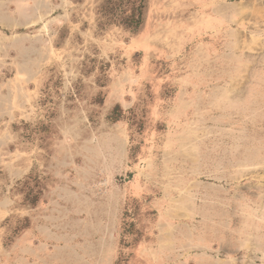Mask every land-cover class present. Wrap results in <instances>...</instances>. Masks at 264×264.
Listing matches in <instances>:
<instances>
[{"label": "rangeland", "instance_id": "1", "mask_svg": "<svg viewBox=\"0 0 264 264\" xmlns=\"http://www.w3.org/2000/svg\"><path fill=\"white\" fill-rule=\"evenodd\" d=\"M216 1L149 0L133 34L101 0H0V264H114L125 220L119 264H264V20Z\"/></svg>", "mask_w": 264, "mask_h": 264}, {"label": "trees", "instance_id": "2", "mask_svg": "<svg viewBox=\"0 0 264 264\" xmlns=\"http://www.w3.org/2000/svg\"><path fill=\"white\" fill-rule=\"evenodd\" d=\"M149 6V0H101L97 7L98 23L101 27L107 25H118L128 30L129 32L135 34L142 30L146 23L147 10ZM101 96V95H100ZM102 97H100V102ZM129 111V110H128ZM123 111L119 104H114L106 115L107 119L112 122L119 121L122 119L130 120L129 127H132V122H137L140 124L142 122L141 117L134 110H130V114ZM52 114L49 113L48 118ZM51 120L39 121L36 123L35 127L31 130H36L37 132H46L49 135L54 130ZM139 131L138 129L136 130ZM132 129H130V140L131 144L128 149L130 157H133L137 151H139L140 144L139 141L133 140V135L131 136ZM42 148L48 149L49 142L42 144ZM39 181L35 180L33 185L28 188V181L25 185L26 191L24 193L23 199L31 205H35L41 195V189L38 187ZM42 186V185H41ZM126 216L129 215L128 209H125ZM8 221V219L6 218ZM18 225L13 229V235L17 234L20 230L29 228L30 221L28 217L20 218L17 220ZM122 238L119 239V255L117 261L114 264H119L121 261H128L127 256H123V250H128L129 258L133 253V250L138 246L139 242L143 239V233L140 229L136 227L135 221L125 220L123 223ZM122 243V244H121ZM124 263V262H123Z\"/></svg>", "mask_w": 264, "mask_h": 264}, {"label": "crops", "instance_id": "3", "mask_svg": "<svg viewBox=\"0 0 264 264\" xmlns=\"http://www.w3.org/2000/svg\"><path fill=\"white\" fill-rule=\"evenodd\" d=\"M213 13L223 20L228 17V19H232V22H246L245 19H248L251 22L250 26H253V24L259 26L261 21L264 20V0H217ZM30 22L28 21V25ZM5 143L1 144L0 147H3ZM6 215L8 213L0 220H3Z\"/></svg>", "mask_w": 264, "mask_h": 264}, {"label": "bare ground", "instance_id": "4", "mask_svg": "<svg viewBox=\"0 0 264 264\" xmlns=\"http://www.w3.org/2000/svg\"><path fill=\"white\" fill-rule=\"evenodd\" d=\"M203 135V134H202ZM194 139V138H193ZM197 139V138H196ZM193 142V141H192ZM259 148V147H258ZM259 150V149H258ZM256 152V151H255ZM253 158V157H252ZM198 182V181H197ZM197 184V183H196ZM194 185V184H193ZM183 189V188H182ZM185 189V188H184ZM184 192V191H183ZM190 197V196H189Z\"/></svg>", "mask_w": 264, "mask_h": 264}]
</instances>
